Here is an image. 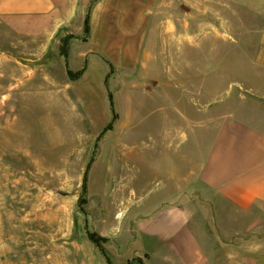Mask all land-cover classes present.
<instances>
[{
  "label": "crops",
  "instance_id": "0c3cea01",
  "mask_svg": "<svg viewBox=\"0 0 264 264\" xmlns=\"http://www.w3.org/2000/svg\"><path fill=\"white\" fill-rule=\"evenodd\" d=\"M255 1L261 20L257 91L232 90L225 105H208L202 77L191 72L196 60L182 58L195 4L186 9V0H0L1 28L40 52L34 63L44 59L25 72L20 95L97 99L87 113L111 112L113 129L130 127L132 142L137 114L162 113L167 149L161 158L147 155L145 163L163 189L156 197L131 189L132 220L116 224L113 235L108 222L94 224L112 237L104 244L112 264H264V0ZM110 94L113 108L106 105ZM172 111L179 116L178 139L171 137ZM115 137L114 145L122 143ZM151 142L157 145L158 137ZM128 156L143 158L135 149ZM125 210H119L121 219ZM83 264L109 263L96 248Z\"/></svg>",
  "mask_w": 264,
  "mask_h": 264
},
{
  "label": "rangeland",
  "instance_id": "374dc122",
  "mask_svg": "<svg viewBox=\"0 0 264 264\" xmlns=\"http://www.w3.org/2000/svg\"><path fill=\"white\" fill-rule=\"evenodd\" d=\"M185 4L186 9L195 4L196 16L182 58L196 60L191 72L202 77L203 104L225 105L232 90L256 92L261 26L256 1ZM39 54L0 26V264H83L87 252L97 248L88 232L106 237L94 224L108 222L113 235L116 224L132 220L136 201L131 189L145 197H156L163 189L145 163L147 155L161 158L167 149L161 138L162 113L137 114L132 142L130 127L113 129L111 112L87 113L97 99L20 95L25 72L44 61L34 63ZM178 123V114L170 112L173 139H178ZM115 135L122 143L114 145ZM153 135L157 145L151 142ZM134 149L143 158L130 160Z\"/></svg>",
  "mask_w": 264,
  "mask_h": 264
},
{
  "label": "trees",
  "instance_id": "16d2710c",
  "mask_svg": "<svg viewBox=\"0 0 264 264\" xmlns=\"http://www.w3.org/2000/svg\"><path fill=\"white\" fill-rule=\"evenodd\" d=\"M85 37L88 36L90 34V23H89V17L87 16L86 20H85ZM71 37V36H70ZM69 37V38H70ZM67 44H68V38L64 40V46H63V53L65 55L68 54V47H67ZM110 104H111V107L113 108L114 107V104H113V100H112V96L110 94ZM110 126V125H109ZM109 128V127H107ZM90 167V164L87 166V170L88 168ZM86 185H87V174H85L84 176V182H83V186H84V189L86 188ZM89 234V238L90 240L96 245V247L107 257V260H108V263L109 264H112L111 263V260L110 258L108 257L107 255V252H106V249L103 245V242H106L108 240V238L106 237H97V236H94L92 233L88 232Z\"/></svg>",
  "mask_w": 264,
  "mask_h": 264
}]
</instances>
